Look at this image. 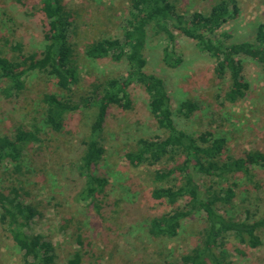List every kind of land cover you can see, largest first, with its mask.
Segmentation results:
<instances>
[{
    "label": "rangeland",
    "instance_id": "obj_1",
    "mask_svg": "<svg viewBox=\"0 0 264 264\" xmlns=\"http://www.w3.org/2000/svg\"><path fill=\"white\" fill-rule=\"evenodd\" d=\"M21 1L0 0V58L14 60L19 54L13 49L17 44L21 45L24 55L42 49L39 2ZM172 1L176 12L184 15L206 14L217 2ZM234 1L237 16L219 28L218 33H229L232 42L252 41L256 26L264 23V0ZM62 4L72 14L70 42L79 82L70 92L63 93L50 77L33 71L25 75L24 87L18 95L6 98L0 93V135L12 137L16 128H22L36 136L25 147L19 170L10 163L0 167V191L17 189L24 201L39 212L30 223L28 233L39 234L52 243L56 254L54 264H68L74 252L80 254V264H180L183 255L202 244L204 214L198 212L182 220L177 236L172 239L153 238L148 234L149 220L169 213L172 207L164 200L152 198L151 168L131 166L124 158L125 152L135 149L137 139L165 136L148 110V96L140 85L132 83L127 88L130 109L110 106L107 112L100 134L103 155L95 171L108 181L103 194L95 197L101 207L97 209L94 201L80 196L84 180L78 174L77 165L96 112L90 104L83 106L81 100L88 96L97 80L122 79L127 73L123 60L93 61L84 56V49L96 39L120 37L128 3L125 0H62ZM31 11L36 15H29ZM173 34L182 62L176 68L165 65L162 48L166 41L149 36L143 51L144 71L164 81L178 129L194 136L207 131L223 137L226 141L223 157L263 156L249 167L250 180L240 174L230 179L235 196L226 210L236 220L246 212L250 220L264 218V79L245 60V94L234 103L225 102L223 95L228 80L216 77L213 60L198 50L193 40L177 31ZM4 85L5 82H0V88ZM45 92H54L77 104V110L66 114L60 133L49 130L42 122L40 99ZM184 101L197 106L188 117L180 111ZM180 205L181 202L174 206ZM220 213H224L223 208ZM256 234L261 241L257 248L240 244L231 234L225 235L213 249L217 260L220 264H264V227L258 228ZM0 264H22L21 253L1 224ZM205 264L211 262L208 260Z\"/></svg>",
    "mask_w": 264,
    "mask_h": 264
},
{
    "label": "trees",
    "instance_id": "obj_2",
    "mask_svg": "<svg viewBox=\"0 0 264 264\" xmlns=\"http://www.w3.org/2000/svg\"><path fill=\"white\" fill-rule=\"evenodd\" d=\"M125 1L128 3V15L121 26L120 37H102L90 42L84 49V56L93 61L104 58L123 60L127 73L122 79L97 80L91 85L88 96L81 100L83 106L90 104L96 112L83 140L84 147L77 165L78 174L84 180L80 196L94 201L97 209L101 207L95 197L103 194L108 181L95 173L103 155L100 134L110 106L122 110L131 108L127 88L135 83L143 87L147 94L148 110L157 127L165 131V136L137 139L135 149L125 152L124 158L131 166L151 168L152 198L164 200L172 207L169 213L149 220V236L172 239L177 236L182 220L202 212L205 223L202 244L183 255L180 264H205L208 260L211 264H220L213 249L218 247V240H223L227 234L240 244L257 248L261 241L256 230L264 227V218L250 220L246 212L236 220L227 215L226 207L230 206L235 196L230 179L240 174L243 179L250 180L249 167L257 164L263 156L223 157L226 146L223 137L207 131L194 136L178 129L172 118L164 81L144 71L146 60L143 51L149 36L160 37L166 41L162 48L163 63L171 68L178 67L182 59L176 52L173 32H179L193 40L198 50L206 52L213 60L216 77L228 80L223 100L234 103L243 98L247 89L243 79L245 60L264 79V23L256 26L252 41L232 42L229 33H218V30L236 18L238 8L234 0H217L208 13L192 12L189 15L176 12L172 0ZM38 2L42 49L24 55L21 45L17 44L13 49L19 54L14 60L0 58V82H5L0 93L6 98L18 95L24 87L25 75L33 71L50 77L63 93L70 92L79 82L70 42L72 14L63 6L62 0ZM29 15L35 16L36 12L31 11ZM40 101L42 122L55 133L64 129L66 114L78 109L77 104L54 92L43 93ZM196 107L190 101H184L180 104V111L188 117ZM35 139L34 132L22 128H16L12 137L0 135V167L10 163L15 170H19L25 147ZM164 162L168 164L161 166ZM22 196L15 188L6 193L0 191V224L21 253L22 264H54L56 254L52 243L39 234L28 233L30 223L39 212ZM179 202L181 205L175 207ZM222 208L223 214L220 213ZM80 262V254L74 252L67 263Z\"/></svg>",
    "mask_w": 264,
    "mask_h": 264
}]
</instances>
